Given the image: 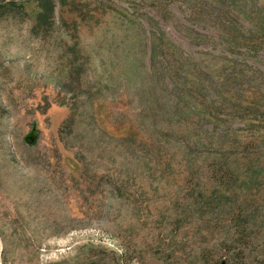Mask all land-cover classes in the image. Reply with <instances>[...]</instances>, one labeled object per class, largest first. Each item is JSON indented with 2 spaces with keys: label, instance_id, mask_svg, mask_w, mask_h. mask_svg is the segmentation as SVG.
<instances>
[{
  "label": "rangeland",
  "instance_id": "rangeland-1",
  "mask_svg": "<svg viewBox=\"0 0 264 264\" xmlns=\"http://www.w3.org/2000/svg\"><path fill=\"white\" fill-rule=\"evenodd\" d=\"M0 257L264 264V0H0Z\"/></svg>",
  "mask_w": 264,
  "mask_h": 264
},
{
  "label": "trees",
  "instance_id": "trees-1",
  "mask_svg": "<svg viewBox=\"0 0 264 264\" xmlns=\"http://www.w3.org/2000/svg\"><path fill=\"white\" fill-rule=\"evenodd\" d=\"M165 78V77H164ZM157 105V106H160L159 102L155 101V100H151L149 102V105L151 108H153V105ZM177 109V108H175ZM170 112V111H169ZM160 118L164 119V113L163 112H160ZM171 116L172 115H176L177 116V111L175 113H171ZM161 119V120H162ZM145 120H146V117H145ZM148 124H151V131L153 132L154 136L158 137L159 139L165 141V142H170V143H177L178 146L182 149L183 152H185L186 156H192V157H197V156H200V153L197 151V149L195 148H192V147H189L188 145H186L185 143V140L184 138L183 139H178L177 135L174 134V132H172L170 130V128L168 129H160L158 127V125L155 124V121L151 120L150 119L147 121ZM164 128V127H162ZM206 157L202 158L203 162H206V165L210 166L211 168V165H213V169L211 170V174H216L218 172V170H220V167H218V165L215 166V162H218L219 161H223L224 158H221V157H215L213 159L212 155L210 153H207L205 155ZM215 168V169H214ZM0 264H1V257H0ZM216 264H243V263H238V261H232L231 260L229 261L228 259H222L221 261H219L218 263Z\"/></svg>",
  "mask_w": 264,
  "mask_h": 264
}]
</instances>
